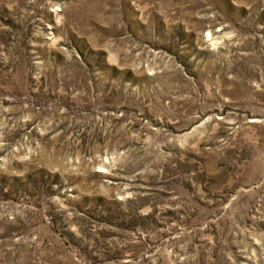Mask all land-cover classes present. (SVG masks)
Instances as JSON below:
<instances>
[{
	"label": "rangeland",
	"instance_id": "obj_1",
	"mask_svg": "<svg viewBox=\"0 0 264 264\" xmlns=\"http://www.w3.org/2000/svg\"><path fill=\"white\" fill-rule=\"evenodd\" d=\"M0 264H264V0H0Z\"/></svg>",
	"mask_w": 264,
	"mask_h": 264
}]
</instances>
